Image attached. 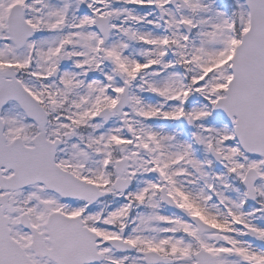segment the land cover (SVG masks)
Segmentation results:
<instances>
[{
	"label": "snow or ice",
	"instance_id": "1",
	"mask_svg": "<svg viewBox=\"0 0 264 264\" xmlns=\"http://www.w3.org/2000/svg\"><path fill=\"white\" fill-rule=\"evenodd\" d=\"M0 264H264V0H0Z\"/></svg>",
	"mask_w": 264,
	"mask_h": 264
}]
</instances>
